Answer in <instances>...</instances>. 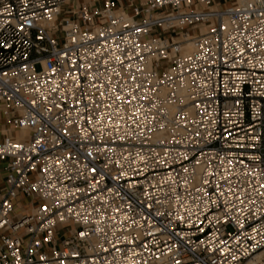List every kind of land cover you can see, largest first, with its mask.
Masks as SVG:
<instances>
[{
  "label": "built area",
  "instance_id": "obj_1",
  "mask_svg": "<svg viewBox=\"0 0 264 264\" xmlns=\"http://www.w3.org/2000/svg\"><path fill=\"white\" fill-rule=\"evenodd\" d=\"M69 1L0 0V264H264V0Z\"/></svg>",
  "mask_w": 264,
  "mask_h": 264
},
{
  "label": "crops",
  "instance_id": "obj_2",
  "mask_svg": "<svg viewBox=\"0 0 264 264\" xmlns=\"http://www.w3.org/2000/svg\"><path fill=\"white\" fill-rule=\"evenodd\" d=\"M144 0H117L116 6L121 10H129V4L131 3H139ZM223 5H228L235 0H231V2L228 3L227 0H218ZM82 4H90V5H100L99 0H70L67 6L65 7V10H68L70 8H73L74 6L82 5ZM1 122V120H0Z\"/></svg>",
  "mask_w": 264,
  "mask_h": 264
},
{
  "label": "rangeland",
  "instance_id": "obj_3",
  "mask_svg": "<svg viewBox=\"0 0 264 264\" xmlns=\"http://www.w3.org/2000/svg\"><path fill=\"white\" fill-rule=\"evenodd\" d=\"M228 3L231 2V0H227ZM39 68V66H37V69ZM69 227H72L70 224H67V225H59L58 226V233H57V237H65L66 236V230L69 228Z\"/></svg>",
  "mask_w": 264,
  "mask_h": 264
},
{
  "label": "bare ground",
  "instance_id": "obj_4",
  "mask_svg": "<svg viewBox=\"0 0 264 264\" xmlns=\"http://www.w3.org/2000/svg\"><path fill=\"white\" fill-rule=\"evenodd\" d=\"M239 1H241V0H239ZM26 135H27L26 131H17V132H15V136L24 137Z\"/></svg>",
  "mask_w": 264,
  "mask_h": 264
}]
</instances>
